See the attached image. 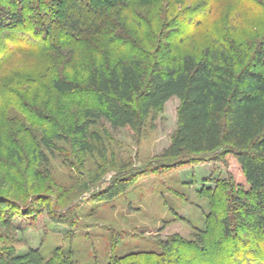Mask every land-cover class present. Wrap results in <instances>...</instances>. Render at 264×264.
Listing matches in <instances>:
<instances>
[{
	"label": "rangeland",
	"instance_id": "374dc122",
	"mask_svg": "<svg viewBox=\"0 0 264 264\" xmlns=\"http://www.w3.org/2000/svg\"><path fill=\"white\" fill-rule=\"evenodd\" d=\"M75 1L0 0V221L14 217L10 228L0 224V254L34 250L42 264H110L133 256L164 264H264V230L243 207L263 203L234 185L235 164L215 161L222 150L164 157L178 129V99L155 109L139 135L91 122L86 112L99 106L90 91L53 88L57 79L84 88L94 69L136 54L144 64L162 55L201 59L219 42L264 72L254 60L264 40V0L120 5L108 8L114 30L104 36L68 30V16L98 19L104 5L76 2L81 13ZM120 181L130 186L106 199ZM40 203L63 222L37 212ZM226 218L235 225L232 241L225 240ZM167 242L180 262L170 261Z\"/></svg>",
	"mask_w": 264,
	"mask_h": 264
},
{
	"label": "trees",
	"instance_id": "16d2710c",
	"mask_svg": "<svg viewBox=\"0 0 264 264\" xmlns=\"http://www.w3.org/2000/svg\"><path fill=\"white\" fill-rule=\"evenodd\" d=\"M80 1L84 0H76L72 4L82 13L81 7L77 6ZM97 1L104 3L100 17L88 18L84 13L78 17L70 15L66 19L69 31L108 35L114 30V25H111L113 21L107 15L108 8L112 10L121 5L130 9L136 5L151 6L164 2ZM115 1L116 5L111 3ZM87 25L91 27L90 30L86 29ZM0 27L3 24L0 23ZM255 59L259 67L264 68V40ZM53 88L67 95L90 91L99 106L87 110L86 117L93 120L91 122L113 129H127L139 135L155 109L163 108L174 98L178 99V129L172 143L164 151V157L180 160L190 155L214 154L222 150L215 161L220 160L226 166L235 164L237 171L230 174L234 185L242 189L246 197L254 195L260 204L263 203L258 206L246 203L243 207L254 219L255 228L264 230V72L243 65L234 46L219 42L209 46L201 59L192 55H162L152 64H144L140 55L136 54L128 63L119 62L108 69H94L84 88L63 79L55 80ZM77 132L83 134L84 127ZM57 138L63 139L60 135ZM74 143L83 150L87 149L88 142L83 139H76ZM129 186L128 183L117 182L106 191L104 197L113 199ZM5 207L3 205V209ZM37 207V212L39 209V212L48 211L56 223L63 222L62 219L56 220L50 207L42 203ZM13 222L14 217H10L0 221V224L10 228ZM223 225L225 240L232 241L235 229L233 221L226 218ZM165 245V250L171 251L169 260L180 262L178 249L173 247L174 242ZM16 254L14 250L0 254V264H42V258L34 250L25 256ZM152 255L155 257V254ZM134 257L137 256L128 261L114 257L110 264H164L160 259L152 262L151 259Z\"/></svg>",
	"mask_w": 264,
	"mask_h": 264
}]
</instances>
